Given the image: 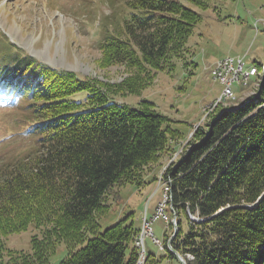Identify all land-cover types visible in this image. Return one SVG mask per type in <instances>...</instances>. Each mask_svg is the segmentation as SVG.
<instances>
[{"label":"trees","instance_id":"1","mask_svg":"<svg viewBox=\"0 0 264 264\" xmlns=\"http://www.w3.org/2000/svg\"><path fill=\"white\" fill-rule=\"evenodd\" d=\"M127 5L121 29L99 42L101 67H125L119 82L49 65L0 41V97L25 103L37 137L30 154L0 166V264H51L62 242L68 253L59 264H135L140 227L133 212L104 230L100 219L121 187L159 179L145 175L185 139L180 157L162 171L177 212L173 245L188 264H264V84L238 109L210 112L188 138L152 101L121 100L141 95L160 71L170 73L203 20L183 0ZM84 90V99L74 97ZM31 224L41 231L32 235L31 251L6 247L5 237ZM159 261L148 253L145 264Z\"/></svg>","mask_w":264,"mask_h":264},{"label":"rangeland","instance_id":"2","mask_svg":"<svg viewBox=\"0 0 264 264\" xmlns=\"http://www.w3.org/2000/svg\"><path fill=\"white\" fill-rule=\"evenodd\" d=\"M183 1L203 15L202 22L196 25L188 40L189 51L184 58L175 59L170 73L160 71L141 95H129L121 100L134 105L142 99L152 101L158 111L172 119L173 127L188 138L194 128L205 121L206 107L222 91V83L212 74L218 59L234 55L244 57L248 65L264 64V0H206L209 4L206 8L190 0ZM127 6V0H0V41L5 38L7 43L15 46L14 50L33 54L55 67L103 81L119 82L127 75L125 67H101L98 63L101 57L99 42L107 32L121 29L128 13ZM1 51L0 48V54H3ZM261 73L247 82L234 83L238 101L255 94ZM87 93L84 90L74 97L84 99ZM223 104L229 103L223 101ZM212 110L209 107L208 112ZM28 115L29 110L18 96L0 97V166L30 154L37 146L36 135L28 130ZM187 141L185 139L176 152H181ZM179 157L180 154H174L164 166L154 167L153 164V171L145 175L149 181L158 174L161 181L157 179L141 188L134 184L121 187L111 210L100 219L101 229L116 223L129 212H133L139 227L143 225L145 211L149 217L154 216L164 196L163 187L159 185L171 180H165L162 171ZM152 226L161 240L171 231L164 217L153 221ZM187 228L185 221L184 229ZM35 233L40 235L41 231L33 224L27 230L12 233L4 238L6 247L31 251V238ZM149 239L145 240L146 251L160 259L157 264H181L176 256L169 257L167 249H160ZM67 253V244L60 243L50 257L51 264H59Z\"/></svg>","mask_w":264,"mask_h":264},{"label":"built area","instance_id":"3","mask_svg":"<svg viewBox=\"0 0 264 264\" xmlns=\"http://www.w3.org/2000/svg\"><path fill=\"white\" fill-rule=\"evenodd\" d=\"M212 74L214 78L223 84L222 91L233 90V85L235 82H241L242 80L247 81V78L254 75L253 68H248L243 57L226 56L217 60L213 68ZM169 196L168 194L165 195ZM165 200V199H164ZM164 200L159 203L158 211L153 218H144V223L142 229L144 230V238L136 239V245L140 249L139 258L136 264L145 263V238L147 236L151 237L160 248H163V243L161 240L155 237L154 230L151 226L153 220L163 217L164 212Z\"/></svg>","mask_w":264,"mask_h":264},{"label":"water","instance_id":"4","mask_svg":"<svg viewBox=\"0 0 264 264\" xmlns=\"http://www.w3.org/2000/svg\"><path fill=\"white\" fill-rule=\"evenodd\" d=\"M263 84H264V70H263V74H262V78H261V81H260L259 88H258L255 96L252 99H255L258 96H260V92H261ZM242 105L243 104L234 106L232 109H238ZM229 109L230 108H228V107H224V108L221 109L220 113H222L225 110H229ZM192 218H194V217H192ZM194 219H196V218H194ZM172 222H173L174 230H173V233L171 234V236L169 237V239L167 241L168 249L174 254V256H176L180 260L181 264H188L187 263V258L173 245V241H174V239L176 238V236H177V234L179 232V226H178V224L176 222V213H174V215H173Z\"/></svg>","mask_w":264,"mask_h":264},{"label":"bare ground","instance_id":"5","mask_svg":"<svg viewBox=\"0 0 264 264\" xmlns=\"http://www.w3.org/2000/svg\"><path fill=\"white\" fill-rule=\"evenodd\" d=\"M252 68L254 70V74H257L258 73V68L256 66H252ZM249 79L250 78H247V81ZM235 98H236V95H235L234 89L231 90V91H222V94L220 96V99L216 103L212 104L210 106V108L211 109H214L218 104L223 103V101L230 102L231 100H234ZM169 201H170V198L168 196H166L165 197V200H164V205H166L167 203H169ZM163 217H164V219H166L167 221H169V216L167 215L165 209H164V212H163ZM143 238H144V230L141 229V232H140L139 236L137 237V239H143Z\"/></svg>","mask_w":264,"mask_h":264},{"label":"crops","instance_id":"6","mask_svg":"<svg viewBox=\"0 0 264 264\" xmlns=\"http://www.w3.org/2000/svg\"><path fill=\"white\" fill-rule=\"evenodd\" d=\"M147 239H149V238H147ZM150 240V239H149Z\"/></svg>","mask_w":264,"mask_h":264}]
</instances>
